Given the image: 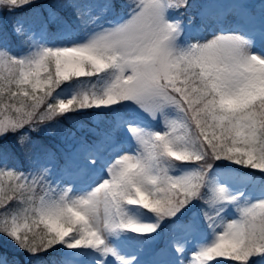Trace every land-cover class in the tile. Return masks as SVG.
<instances>
[{"label":"snow or ice","instance_id":"snow-or-ice-1","mask_svg":"<svg viewBox=\"0 0 264 264\" xmlns=\"http://www.w3.org/2000/svg\"><path fill=\"white\" fill-rule=\"evenodd\" d=\"M232 262L264 264V0H0V264Z\"/></svg>","mask_w":264,"mask_h":264},{"label":"trees","instance_id":"trees-1","mask_svg":"<svg viewBox=\"0 0 264 264\" xmlns=\"http://www.w3.org/2000/svg\"><path fill=\"white\" fill-rule=\"evenodd\" d=\"M42 2L43 3H51L52 0H42ZM199 2H201V0H189L190 4L199 3ZM24 11H30V9H24ZM59 11H60V14L62 16H64L65 18H69L67 12H65L64 10H59ZM193 11H194L193 9H189L188 12L185 13V16L188 17V14H190ZM56 27H57V25L51 24V25H49V30L55 31ZM83 79L88 80L89 78H83ZM99 118H100L99 123L102 124L104 121V116L102 113L99 114ZM84 125H85L84 126L85 127V133H86L85 137H87L89 135L88 129L93 128L95 126L91 123V120H89L87 118L84 121ZM59 137H60V135H49L48 133L42 131L38 134H34L33 140L35 141V144L37 147H39L41 145L46 146V147L50 148L52 151H54L57 154L62 156L63 154L61 153V150L59 147L60 143L58 141ZM22 161H23V166L26 167L28 162L23 156H21L20 159L14 160L13 162L19 166V165H21ZM38 194H42V192L40 190H38ZM6 255H9L10 257L13 255H16V250L14 249V247L11 244H9L7 247ZM232 264H234V262H232Z\"/></svg>","mask_w":264,"mask_h":264},{"label":"rangeland","instance_id":"rangeland-1","mask_svg":"<svg viewBox=\"0 0 264 264\" xmlns=\"http://www.w3.org/2000/svg\"><path fill=\"white\" fill-rule=\"evenodd\" d=\"M46 15V13H45ZM175 15V14H174ZM187 17V16H186ZM185 23H187V19L185 20ZM216 34H221L220 32V29L218 27H215V26H210L203 34L204 38L205 39H210L213 35H216ZM224 34H227V31H225ZM94 121L96 122H100L99 120V114L95 115L91 122L93 125L96 126V124L94 123ZM163 126V122L161 121L160 123H153L150 125V127L152 128H157V129H160L162 128ZM84 131H85V127L83 128L82 132L78 133L79 136H84ZM58 141L60 143L59 147H60V150L62 152H65V150L67 152H70L73 147H74V142L72 141H67V140H64L61 136L58 138ZM136 147V145H125V150L126 151H131L133 150L134 148ZM97 174H99V172L97 171ZM3 182H7V177H4L3 178ZM92 180L91 179H83L80 183L77 184V192H79L80 190L84 189L88 183H91ZM62 186H67V185H62ZM254 198V197H253ZM236 215L235 211H229L228 212V218H232Z\"/></svg>","mask_w":264,"mask_h":264}]
</instances>
